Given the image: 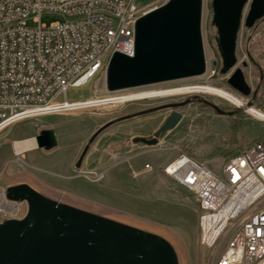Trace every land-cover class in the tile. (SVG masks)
<instances>
[{
    "label": "rangeland",
    "instance_id": "374dc122",
    "mask_svg": "<svg viewBox=\"0 0 264 264\" xmlns=\"http://www.w3.org/2000/svg\"><path fill=\"white\" fill-rule=\"evenodd\" d=\"M162 5L163 1H160L149 10ZM248 11L249 6H246L244 17ZM57 20L59 18L53 15L41 18L46 25ZM212 20L211 0H205L201 18L207 66L204 75L123 90V93L129 92L127 99L135 100L129 103L109 98L113 95L105 96L108 91L106 78L101 76L84 87L68 91L69 101L97 97L86 101L91 108L26 119L0 133V187L27 184L49 200L74 207L47 193L49 188L152 222L173 232L179 241L181 249L178 252L173 243L154 234L173 248L178 264H182V259L186 264H211L208 250L200 243L195 197L187 189L171 182L163 173V167L185 153L206 163L214 172L221 173L226 159L254 142L264 143V123L246 113L251 112V107L247 105L249 108L228 118L205 108L200 102H211L218 108L233 111L238 109L237 106L215 95L197 92L211 83L212 88L243 98L246 104L260 106L264 103V19L251 29L246 28L242 21L236 44L238 63L227 75L220 72L222 61ZM29 25L33 26L32 23ZM244 62L247 67H243ZM238 68L243 70L252 90L258 91L254 99L253 96L243 97L228 85V79ZM186 101L189 103L182 109L165 108ZM174 111L181 113L183 118L174 130L159 138L157 145L132 142L135 138H152ZM43 129L53 130L56 136L57 147L51 151L36 147L15 155L13 143L26 139L11 141L4 138H23L32 130L38 134ZM98 131L100 133L81 166L76 168L88 141ZM212 155L216 156L211 158ZM148 164L151 171L144 170ZM27 213L28 209L25 217Z\"/></svg>",
    "mask_w": 264,
    "mask_h": 264
},
{
    "label": "built area",
    "instance_id": "2783aa9c",
    "mask_svg": "<svg viewBox=\"0 0 264 264\" xmlns=\"http://www.w3.org/2000/svg\"><path fill=\"white\" fill-rule=\"evenodd\" d=\"M150 1L0 0V133L26 119L91 108L88 100L97 97L69 101V89L106 78L115 54L135 56L137 21L170 0ZM43 15L59 20L46 25ZM249 107L246 113L264 123V103ZM163 173L194 195L211 264H264L263 142L226 159L221 173L185 153ZM8 188L0 187L1 222L21 220L28 209L26 201L7 199Z\"/></svg>",
    "mask_w": 264,
    "mask_h": 264
},
{
    "label": "water",
    "instance_id": "95a60500",
    "mask_svg": "<svg viewBox=\"0 0 264 264\" xmlns=\"http://www.w3.org/2000/svg\"><path fill=\"white\" fill-rule=\"evenodd\" d=\"M211 6L222 61L220 72L227 75L238 63L236 44L242 21L251 29L264 19V0H211ZM246 6L249 11L244 17ZM202 10V0H170L142 16L136 24L135 56H113L106 76L107 90L118 92L203 75L206 62ZM227 83L243 97L254 99L258 94L247 84L241 68L231 74ZM188 103L165 108L179 109ZM214 108L227 116H236L243 110L225 113ZM182 118L174 111L152 138H135L132 142L155 146ZM99 133L88 141L76 168ZM34 140L36 147L44 151L57 147L51 129L41 130ZM6 197L26 201L28 213L20 221L0 224V264H178L173 248L159 236L56 203L27 184L9 187Z\"/></svg>",
    "mask_w": 264,
    "mask_h": 264
},
{
    "label": "bare ground",
    "instance_id": "6f19581e",
    "mask_svg": "<svg viewBox=\"0 0 264 264\" xmlns=\"http://www.w3.org/2000/svg\"><path fill=\"white\" fill-rule=\"evenodd\" d=\"M202 14H203V10H202ZM205 62H206V60H205ZM206 69H207V66H206ZM205 73H206V70H205ZM200 76H202V75H200ZM196 77H199V76H196ZM197 92L215 95V96L222 98V99L226 100L227 102L237 106V108H240L243 110H245L244 108H249L247 106V104L243 101L242 98H239V97H237V96H235V95H233V94H231V93H229L223 89H214L211 87V83H209L207 87L199 88L197 90ZM128 93L113 95L109 98H116L117 100H115V101L127 100V101H124L123 103H129V102L135 101V100L131 101V100L127 99V97L129 96ZM249 109L252 110V108H249ZM259 113H260V116H263L261 112H259ZM34 148H36V144H35L34 139H26L23 141H18V142L13 143V149H14L15 155H20V154L26 153L30 150H33ZM47 190H48L47 193L54 195L55 197H58L61 200V201L59 200L60 202L74 206L75 208H79L83 211L93 213V214L101 216L103 218L114 220V221H117L119 223H123V224L129 225V226H132L134 228L144 230V231H148V232H151L153 234L162 236V238H165V239L169 240L171 243H173L175 249L178 252L181 249L179 241L175 237L174 233L165 227H162V226L154 224L152 222H148V221H145V220H142L139 218H135V217H132L129 215L118 213L114 210H111V209L105 207V206H101L99 204H95V203H92V202H89V201H86V200H83L80 198H76V197L68 195V194L57 192L55 190H50L49 188ZM228 224H238V217H228ZM182 264H186L184 259H182Z\"/></svg>",
    "mask_w": 264,
    "mask_h": 264
},
{
    "label": "flooded vegetation",
    "instance_id": "af4514ba",
    "mask_svg": "<svg viewBox=\"0 0 264 264\" xmlns=\"http://www.w3.org/2000/svg\"><path fill=\"white\" fill-rule=\"evenodd\" d=\"M179 103H181V102H179ZM200 103H201L202 105H204L205 108L216 111L215 108H214V106H215V107H217V106L214 105L213 103H211V102H207V101H203V102H200ZM186 106H187V105H186ZM186 106H184V107H186ZM184 107H181V108H179V109H182V108H184ZM219 109H220L221 111L225 112V113H228V112L233 111V110H224V109H222V108H219ZM216 112H217V111H216ZM222 115H223V114H222ZM224 116H226V117H228V118L232 117V116H227V115H224Z\"/></svg>",
    "mask_w": 264,
    "mask_h": 264
},
{
    "label": "crops",
    "instance_id": "0c3cea01",
    "mask_svg": "<svg viewBox=\"0 0 264 264\" xmlns=\"http://www.w3.org/2000/svg\"><path fill=\"white\" fill-rule=\"evenodd\" d=\"M12 127H13V126H11L10 128H8V129L6 130V132L9 131ZM6 132H5V134H6ZM36 134H37V131L34 132V131L32 130V131L30 132L29 135H27V136H25V137H23V138L9 139V138L6 137V136H4V138H5V140H11V141H13V140H23V139H28V138H34V137L36 136Z\"/></svg>",
    "mask_w": 264,
    "mask_h": 264
},
{
    "label": "trees",
    "instance_id": "16d2710c",
    "mask_svg": "<svg viewBox=\"0 0 264 264\" xmlns=\"http://www.w3.org/2000/svg\"><path fill=\"white\" fill-rule=\"evenodd\" d=\"M233 131H234L233 133H235L236 130H234V128H233ZM223 145H225V143H223ZM225 154H228V152H225ZM229 154H232V153L230 152ZM215 156H216V155H212L211 158H212V157H215ZM209 158H210V157H209Z\"/></svg>",
    "mask_w": 264,
    "mask_h": 264
}]
</instances>
